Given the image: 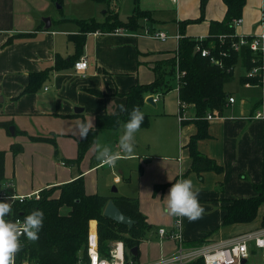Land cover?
<instances>
[{"label":"crops","instance_id":"crops-1","mask_svg":"<svg viewBox=\"0 0 264 264\" xmlns=\"http://www.w3.org/2000/svg\"><path fill=\"white\" fill-rule=\"evenodd\" d=\"M126 1L61 0L59 3L57 0H0V121H12L11 126L15 128L12 134L11 126L5 128L0 124V150L5 151L4 177L13 182L6 189L11 194L32 193L71 182L80 176L84 178L87 193L94 194L103 183L99 171L106 166L97 160L95 151L96 143L102 137L109 147L113 142L110 148L117 159H136L138 149L146 150L145 156L140 157L143 174L139 187L124 186L123 190L132 187L133 193L121 192L138 196L140 208L152 224L140 245V260L148 263L176 249V242L161 238L158 230L174 227L176 216L167 213L165 195L172 183L181 179L185 172H188L194 189L199 190V201L205 209L197 220L182 217L183 235L189 242L216 230L214 228L218 225L219 229L222 227L228 200L257 194L254 185L264 180V118L254 115L258 110L264 111V106L260 102L262 91L257 89L258 85H243L240 100L228 93L236 98L235 102L228 100L222 112L214 110L220 116L209 120L210 136L198 141L200 151L216 159L224 170L221 173L206 171L200 176L190 171L191 156L185 147L196 133L197 125L180 121L177 82L168 77L174 88L165 94H154L156 106L145 99L141 108H145V112H151L154 106L158 108L154 134L138 131L134 137V151L122 155L118 139L123 123L116 130L101 129L97 141L89 147L82 161L75 162L80 139L76 125L81 121H92V127H95L98 115L122 112L120 106L126 107V92L135 85L153 82L155 66L176 55L179 44L176 34L206 37L211 20H222L227 10L225 2L217 0L219 11L204 14V22L197 26L199 24L190 23L200 17L196 4H193L196 0H139L140 8L150 11L153 18H144L139 31L89 32L83 53L79 56L88 62L83 73H77L73 66L53 69L38 90L24 91L30 74L53 67L57 54L64 58L75 54L76 47L69 34L81 32L76 20L95 18L105 21L108 6L119 15ZM130 1L135 6V0ZM249 1L243 10V23L236 29L238 34H250L260 17V10L263 15L264 0ZM251 8L255 10L253 15L250 14ZM152 28L166 31L171 38L162 41L145 35V31ZM93 89L101 92H93ZM173 92L175 95L169 97ZM189 108L186 112L193 118L195 108L191 107L192 112ZM150 127L151 122L149 127L142 129ZM105 130H113L108 144ZM39 135L49 138L56 135L55 145L62 153V166L54 160L58 150L50 141L31 138ZM13 145H21L22 149L15 153ZM67 160L74 164L69 165ZM112 180L118 187L123 185L117 174L112 176ZM165 183L164 189L154 193L156 184ZM99 194L114 195L106 191ZM258 219L259 214L252 222L230 225L229 234L231 231L235 234L222 237L225 231L222 236L217 233L219 231L214 235L213 231L211 237L226 240L255 230L264 218Z\"/></svg>","mask_w":264,"mask_h":264},{"label":"trees","instance_id":"trees-1","mask_svg":"<svg viewBox=\"0 0 264 264\" xmlns=\"http://www.w3.org/2000/svg\"><path fill=\"white\" fill-rule=\"evenodd\" d=\"M61 3V0H57ZM207 0H202L203 13L196 21L204 18V8ZM226 4V14L222 20H211L209 34L200 39L193 36L181 38L175 52L179 56V63H176V56L160 62L155 66L156 78L147 84H138L126 92L127 102L125 110L117 114H100L96 118L95 127L91 130L86 139L78 140V157L75 162H81L87 150L97 139L101 129H118L122 123L128 119V113L138 107L142 110V105L148 95L165 94L172 90L174 86L170 84V79H175L179 90L180 109L183 103L188 108H195L193 118L182 121L194 122L197 131L194 133L185 147L189 149L191 156L190 171H195L202 175L206 171L221 173L223 165L216 159L208 156L198 148V141L210 136L209 120L207 114L214 110L223 111L229 100V94L225 92V85L234 80L235 66L239 59L245 68L252 65V54L244 48L241 53L232 48V41L238 38L233 26V19L242 17L247 0H223ZM264 17V5H263ZM151 18V12L143 10L139 6V0H135L133 13L128 20H122L117 12L112 11L109 6L106 10L105 21L95 18L76 20L81 26L78 34H69V39L75 44L76 52L70 58H64L57 54L55 65L51 68L33 72L30 74L29 83L24 91L38 90L49 72L53 69H63L74 66L77 57L82 55L86 44L87 34L94 31L113 32L119 27H123L131 32L139 31L142 27V20ZM154 21V20H153ZM184 24V22L182 23ZM151 31L156 29L152 28ZM13 40V38H10ZM198 47L208 48L210 54L203 56ZM215 57L220 62H213ZM80 59V58H79ZM164 66V67H163ZM185 72L178 77V71ZM249 81L246 75L240 77V83L246 85ZM258 85V79L250 80ZM93 92L100 93L98 89ZM145 114L142 128L150 125V115ZM5 128L11 126L12 121H0ZM18 131V130H17ZM35 141H54L56 136H31ZM15 153L22 149L21 145H13ZM5 151L0 150V189L5 180ZM188 178V172L182 175ZM165 184H156L154 193L164 189ZM257 194L249 197H238L228 200L225 206L226 213L222 226H230L236 223H248L254 221L259 214L260 206L264 201V180L254 185ZM113 200L115 205L126 215L134 220V225L119 223L104 214L106 205ZM67 207L69 211L62 213V208ZM33 210L44 212L43 227L39 232V238L35 241L23 239L21 248L17 252V263L22 264L28 261L30 264H77L81 254H85L88 247V236L90 221H98L99 248L102 256L110 254L113 242L122 240L127 257H132L135 261H140V245L152 229V224L148 222L147 216L140 208V200L135 196L122 194L103 195L99 193L89 194L85 188L83 176L58 186H51L42 190V198L39 200H27L17 202L11 206V213L6 217L10 222H15L16 217L24 218ZM264 223V222H263ZM262 226V225H261ZM260 226V227H261ZM213 231L207 232L203 237L190 243H202L210 238ZM134 247L139 248L137 256L131 253ZM192 264H199L193 262Z\"/></svg>","mask_w":264,"mask_h":264},{"label":"built area","instance_id":"built-area-1","mask_svg":"<svg viewBox=\"0 0 264 264\" xmlns=\"http://www.w3.org/2000/svg\"><path fill=\"white\" fill-rule=\"evenodd\" d=\"M177 2L178 0H172ZM243 23V17H236L233 19V26L235 29ZM119 27L115 32H129L127 29ZM96 34H101L102 31H94ZM145 35L150 38L165 41L171 38V35L164 30L151 31L147 29ZM236 41H232V48L239 51L246 48L252 54L250 68H247V84L253 85L250 80L258 79V86L262 87L261 104L264 106V32L254 34H238ZM183 34L178 33L175 35L179 41ZM201 37L200 39H203ZM203 56H208L210 50L208 48H200ZM213 62L219 63L220 61L212 57ZM177 65L179 63V56L177 55ZM88 62L85 57L80 58L74 64V69L77 73H83L87 68ZM185 72L178 71V77ZM236 98L232 95L229 96V102H235ZM188 106L183 103L180 109L179 117L182 122L184 119L190 118L186 110ZM220 116L219 112L213 111L207 114V119L211 120ZM257 118H264V111L258 110L254 115ZM107 162L103 161V164ZM13 185L12 180H4L0 189V200H7L10 206L17 202H25L27 200H39L42 198V190H36L28 194H11L6 191ZM13 197V198H12ZM24 218L16 217L15 223H22ZM182 217H175L174 227L171 230L160 228L158 234L161 238L172 239L176 242V249L174 252L161 257L152 262L144 263L135 261L132 257H127L125 245L122 240H117L112 243L110 254L102 256L99 248V234L97 230V221H90V230L88 236V247L84 254L80 255L77 264H192L193 262L199 264H264V226L255 230L247 231L236 234L226 240H205L202 243H188L184 238ZM28 239L26 235L20 236V241ZM259 259L260 263L253 261ZM252 260V261H251ZM14 264L17 263V253L15 254ZM22 264H30L24 261Z\"/></svg>","mask_w":264,"mask_h":264},{"label":"clouds","instance_id":"clouds-1","mask_svg":"<svg viewBox=\"0 0 264 264\" xmlns=\"http://www.w3.org/2000/svg\"><path fill=\"white\" fill-rule=\"evenodd\" d=\"M120 110H125L123 105L120 106ZM144 117V112L138 107H134L128 113V119L124 122L122 134L118 139L121 152L129 154L134 151V137L140 130ZM92 126V121L79 122L76 125L79 137L86 139ZM95 151L97 160L109 164H114L118 158L109 146L100 141L96 143ZM165 198L166 211L172 216L186 217L194 221L199 219L205 211L199 201V190L194 189L190 178H181L172 183ZM10 213L9 202L0 200V264H14L15 254L22 246L20 236L26 235L30 240H37L44 223L42 210L31 211L19 224L6 219Z\"/></svg>","mask_w":264,"mask_h":264},{"label":"rangeland","instance_id":"rangeland-1","mask_svg":"<svg viewBox=\"0 0 264 264\" xmlns=\"http://www.w3.org/2000/svg\"><path fill=\"white\" fill-rule=\"evenodd\" d=\"M212 1L213 0H207L206 1V6L204 8V11H205L204 14L208 15L209 11L214 12V13H217L219 11L220 5L218 4V1L216 0L213 3H212ZM201 3H202V0L193 1V4H196V9L199 12L200 16L203 13V11H202L203 8L201 6ZM220 3L223 4L221 1H220ZM133 7H135V6L133 5V3L130 0L129 1L127 0L126 2H124L123 5L121 6L119 17L122 20H125V21L128 20V17L133 13V9H134ZM254 12H255L254 8H251L250 14L253 15ZM204 20H205V18H203V19H201L199 21H196V19H193V20H191L190 23L199 24L197 26H200L204 22ZM122 29H125V28H122ZM257 32H264V17L261 14V10H260V17L256 21L255 26L253 27V29L250 32V34H254V33H257ZM175 56H176V61H177V54ZM246 74H247V69L243 65L242 59L240 58L238 63L235 66V77H234V80L229 82V83H227L225 85V88H224L225 92L226 93H232L233 95L236 96V98L238 100H240L241 97H243V94H242L243 93V91H242L243 89H241V88H243V85L240 83V77L243 76V75H246ZM257 87H258L257 88L258 90L262 91V87L260 85L257 86ZM171 95H175V92L170 93L169 97ZM189 109H190L191 112L193 111V109L191 107ZM142 111L144 113L150 115L151 127L149 129H147V130L140 128L139 131L140 132H151V133L154 134V132H155L154 131L155 118L157 117L156 116L157 115L156 112L158 111V108L155 107V106L152 107L151 108V112H145V108H143ZM123 124H122V126H123ZM10 130H11V128H10ZM105 132H106L105 133L106 134V143L108 144L110 142V135L109 134L112 133L113 130H105ZM11 133L13 134L12 130H11ZM101 134H103V133H101ZM50 135H52V134H50ZM104 141H105V138L102 137L100 142L104 143ZM50 143L53 144V146L55 147V150H58L57 154H54L55 162L62 166L63 156H62V153L59 150V147L57 148V146L55 145L54 141H50ZM110 147H113V142H111ZM134 149H135V147H134ZM138 151H139V154H138V157L136 159H128V160L117 159L114 164L106 163V166L105 167L103 166L100 169V171H99L100 179L103 180V183H101V186L98 188L99 190H95L96 192H94V193H103L104 191H106L108 194L114 193V194H124V195L135 196V195H132V194H125L124 192H121V191H125L127 193H133L132 187H128L127 189H124V190H123V187L124 186H136L137 188L139 187V183L138 182L140 181L141 175L143 174V167H142V164L140 163V157L141 156L142 157L145 156L144 154L146 153L145 152L146 150L138 149ZM119 152H120V150H119ZM122 155H126V154L123 153ZM121 157H123V156H121ZM67 163L69 165H73L74 164L73 161H71V160H67ZM111 166H112V168H111ZM116 174L120 176V178H121V180L123 182V185L119 186V187H121V189H119L118 185L116 183H114L113 180H112V176H115ZM131 177H132V180H130ZM114 187H115L116 190L113 191ZM135 197H138V196H135ZM61 211H62V213H67L69 211V209L64 207V208H62ZM263 218H264V201H263V203H262V205L260 206V209H259V219L258 220L260 221V219H263ZM94 220H96V219H94ZM263 222H264V219H263V221L261 223L262 226H264ZM218 227H219V225L216 226V228H214L216 230H212V231H214V235H215V231L216 232L219 231V232H217V233H219V236H222L221 233L223 231H225L226 234H225V236H222V237H227L230 234L234 233V232L231 231L230 234H229V232H228V230H231V226H222V227H220V229ZM97 230H98V221H97ZM208 239L213 240V239H216V238H213V237L210 236V238H208ZM188 243H190V242L188 241ZM253 261H255L256 263H260L259 259H254ZM140 262H141V260H140Z\"/></svg>","mask_w":264,"mask_h":264},{"label":"water","instance_id":"water-1","mask_svg":"<svg viewBox=\"0 0 264 264\" xmlns=\"http://www.w3.org/2000/svg\"><path fill=\"white\" fill-rule=\"evenodd\" d=\"M146 102H148L149 104L151 105H155L156 106V100H155V96L153 94L147 96L146 98ZM77 110V109H76ZM12 132H14V126H11L10 127ZM116 190V189H115ZM104 214L106 216H108L109 218L113 219L114 221L116 222H119V223H122V224H125V225H128L130 228L134 225V220L124 214L116 205L115 203L113 202V200H110L108 202V204L106 205L105 207V210H104ZM131 253L135 256H137L139 254V248L138 247H134L132 250H131Z\"/></svg>","mask_w":264,"mask_h":264}]
</instances>
